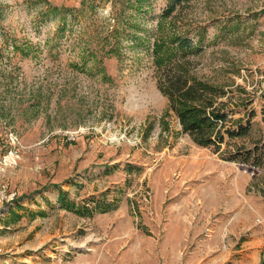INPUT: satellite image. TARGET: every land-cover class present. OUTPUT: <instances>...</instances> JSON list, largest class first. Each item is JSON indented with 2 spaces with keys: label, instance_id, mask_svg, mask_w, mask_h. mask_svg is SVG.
I'll list each match as a JSON object with an SVG mask.
<instances>
[{
  "label": "rangeland",
  "instance_id": "374dc122",
  "mask_svg": "<svg viewBox=\"0 0 264 264\" xmlns=\"http://www.w3.org/2000/svg\"><path fill=\"white\" fill-rule=\"evenodd\" d=\"M168 1L0 0V264H264V165L194 142L152 53L191 38L178 68L259 119L264 0Z\"/></svg>",
  "mask_w": 264,
  "mask_h": 264
},
{
  "label": "trees",
  "instance_id": "16d2710c",
  "mask_svg": "<svg viewBox=\"0 0 264 264\" xmlns=\"http://www.w3.org/2000/svg\"><path fill=\"white\" fill-rule=\"evenodd\" d=\"M187 1L189 0H169L160 13V18L168 19L177 5ZM64 8L69 7L51 3V10L54 12ZM171 26H168V30ZM174 33L170 40L163 35L160 38L155 37L152 53L155 65L160 69L163 77L160 85L168 95L170 108L176 114L181 129L187 132L194 142L203 146H212L213 150L220 152L224 158L252 166H263L264 105L260 109L259 119H254L256 115L254 109L231 118L225 108L228 103L221 100L225 94L222 86L214 82L190 79L178 68L177 59L196 52L198 46L184 34L178 31ZM233 138H238V141L231 142L234 147L231 150L228 144ZM223 143L226 145L225 148L221 147ZM96 204L102 210L108 208L101 206L99 199Z\"/></svg>",
  "mask_w": 264,
  "mask_h": 264
}]
</instances>
